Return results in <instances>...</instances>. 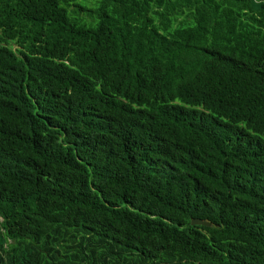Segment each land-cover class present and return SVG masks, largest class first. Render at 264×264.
Here are the masks:
<instances>
[{
  "label": "trees",
  "instance_id": "1",
  "mask_svg": "<svg viewBox=\"0 0 264 264\" xmlns=\"http://www.w3.org/2000/svg\"><path fill=\"white\" fill-rule=\"evenodd\" d=\"M93 1L0 0V264H264V0Z\"/></svg>",
  "mask_w": 264,
  "mask_h": 264
},
{
  "label": "water",
  "instance_id": "2",
  "mask_svg": "<svg viewBox=\"0 0 264 264\" xmlns=\"http://www.w3.org/2000/svg\"><path fill=\"white\" fill-rule=\"evenodd\" d=\"M191 225L203 226V227H211L212 224L210 222H208V221L196 218V219H192L191 220Z\"/></svg>",
  "mask_w": 264,
  "mask_h": 264
},
{
  "label": "rangeland",
  "instance_id": "3",
  "mask_svg": "<svg viewBox=\"0 0 264 264\" xmlns=\"http://www.w3.org/2000/svg\"><path fill=\"white\" fill-rule=\"evenodd\" d=\"M78 3L81 4L84 8L87 7L89 10L88 12H90L91 10L90 9H93L94 8V1L93 0H78ZM73 7L71 8L70 7V10H72ZM71 13V12H70Z\"/></svg>",
  "mask_w": 264,
  "mask_h": 264
}]
</instances>
